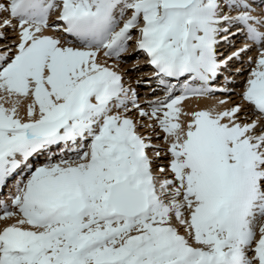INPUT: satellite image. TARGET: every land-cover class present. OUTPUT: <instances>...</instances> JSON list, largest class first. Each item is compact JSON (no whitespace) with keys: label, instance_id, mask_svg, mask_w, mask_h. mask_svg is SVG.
Wrapping results in <instances>:
<instances>
[{"label":"snow or ice","instance_id":"obj_1","mask_svg":"<svg viewBox=\"0 0 264 264\" xmlns=\"http://www.w3.org/2000/svg\"><path fill=\"white\" fill-rule=\"evenodd\" d=\"M0 13L15 32L0 30V189L18 176L0 200V221L14 218L0 264H264V0H6ZM133 30L164 90L146 107L108 64ZM238 35L251 43L225 54ZM253 45L241 102L184 108L229 92Z\"/></svg>","mask_w":264,"mask_h":264},{"label":"bare ground","instance_id":"obj_2","mask_svg":"<svg viewBox=\"0 0 264 264\" xmlns=\"http://www.w3.org/2000/svg\"><path fill=\"white\" fill-rule=\"evenodd\" d=\"M6 0H0V2H5ZM4 18H10L8 13H0V20L4 19ZM127 18V17H126ZM13 23V21H12ZM122 26V25H121ZM3 31H6L7 35L9 36V38H13L15 36V32L12 31L11 29H0ZM135 30H133V38L135 36ZM44 34H50V35H57V33L52 32L51 28L45 30ZM233 45H229L227 44V48L225 50H223L225 52V54L230 53L231 51H234L235 48H239L242 47L239 45V41H243V43H246L248 41H245V38L242 35H238L235 36V39L233 40ZM3 43H5L4 41H0V45H2ZM251 43V42H248ZM134 45V40L129 42V49L128 52L122 55V58L120 61L116 62L112 59L108 60V64L111 65L113 63H117L119 67H123V66H127V64L130 62V60L134 57L137 56V51H135V49L133 48ZM258 54V49L256 45H253L251 50L246 52L243 56V60L244 63H239V62H233L232 64V68L233 70L237 67L242 68L244 71L242 74L240 75H236L233 77V79L235 80V83L232 84H227L226 87L230 90L229 92H221V91H216L212 94L206 95V96H200V97H191L189 99H187L186 101H184V108L186 110H192V111H196V110H202V109H208V110H221L223 107H230L232 106L234 103H239L241 102L240 100V96L237 95V93H240L243 90V86H244V81L247 79L248 76V72L251 70L252 67H254V61L257 57ZM252 57L253 59V63H248V58ZM137 64H139V62H137ZM140 68V67H138ZM125 69V68H123ZM132 67L128 68L126 70H128L129 74H133L135 72H131L132 71ZM131 70V71H129ZM227 75H231V73H225ZM129 78V77H128ZM135 78L134 81H129L128 82V87L134 89L136 91L137 94V102L141 104L142 107H146V104L144 103L147 100L150 99H155L156 97H159L157 94H155L153 91H149V92H142L143 89H141L139 83H137V81H140L141 77H133ZM130 80V79H129ZM217 81V82H216ZM214 82V87L216 88H220V87H224V76H220L217 80ZM222 82V83H221ZM222 99H226L229 101V103L227 105H220L218 102ZM129 107L131 108V104H129ZM250 114H251V118H256V114H254V112H252V109L249 107L247 109ZM122 111V110H121ZM133 115H136L135 112H133ZM146 119V118H145ZM140 131L142 133L147 134V130L145 129H140ZM157 132L160 133V138L157 137H153L152 143H158L161 146H164V141L162 139L163 133L160 132L159 129H156ZM150 151V150H149ZM59 157H54V159H58ZM167 160L168 157H164L162 160H160L158 163L160 164H167ZM45 162V158L43 156L38 157L35 161V163L39 164V163H43ZM155 167V166H154ZM163 178V177H161ZM18 179V176H13L11 177L7 183L6 186L4 187V189L2 188V190L0 191V193H2V195H0V200L5 201L6 203H8L9 205L11 204V199H9V196H14L15 195V181ZM13 181V182H9V181ZM11 183V184H10ZM13 185L11 188L13 189V191H11V189L9 190L7 187L8 185ZM7 188V189H5ZM8 198V201L6 200ZM0 214H2V210H0ZM4 221H8L9 223L14 222V218L13 219H8V220H3L0 221V225L4 222ZM264 222V221H261ZM257 235H259L258 229H257Z\"/></svg>","mask_w":264,"mask_h":264},{"label":"rangeland","instance_id":"obj_3","mask_svg":"<svg viewBox=\"0 0 264 264\" xmlns=\"http://www.w3.org/2000/svg\"><path fill=\"white\" fill-rule=\"evenodd\" d=\"M13 197V196H12Z\"/></svg>","mask_w":264,"mask_h":264}]
</instances>
